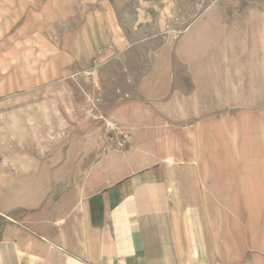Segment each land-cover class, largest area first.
<instances>
[{"label":"rangeland","instance_id":"rangeland-1","mask_svg":"<svg viewBox=\"0 0 264 264\" xmlns=\"http://www.w3.org/2000/svg\"><path fill=\"white\" fill-rule=\"evenodd\" d=\"M165 103L197 108L205 217L264 264V0H0V157L126 152L114 114Z\"/></svg>","mask_w":264,"mask_h":264},{"label":"crops","instance_id":"crops-1","mask_svg":"<svg viewBox=\"0 0 264 264\" xmlns=\"http://www.w3.org/2000/svg\"><path fill=\"white\" fill-rule=\"evenodd\" d=\"M151 106L133 104L126 116L114 114L132 143L126 152H91V160L68 149L3 153L0 264H262L260 249L229 247L219 236L223 227L217 231L205 217L213 190L207 167L182 165V145L193 140L181 128L197 127V108L182 118L179 104ZM156 143L173 145L159 155ZM71 175L83 178L71 182Z\"/></svg>","mask_w":264,"mask_h":264},{"label":"built area","instance_id":"built-area-1","mask_svg":"<svg viewBox=\"0 0 264 264\" xmlns=\"http://www.w3.org/2000/svg\"><path fill=\"white\" fill-rule=\"evenodd\" d=\"M112 125L114 126V123H112ZM127 140H128L127 137L123 135L122 138H121V141H119V145L123 146L124 144H127V142H128ZM120 264H127V263L126 262H121Z\"/></svg>","mask_w":264,"mask_h":264}]
</instances>
